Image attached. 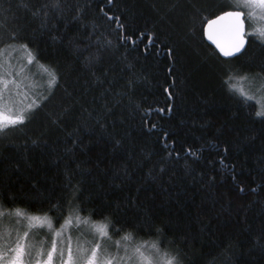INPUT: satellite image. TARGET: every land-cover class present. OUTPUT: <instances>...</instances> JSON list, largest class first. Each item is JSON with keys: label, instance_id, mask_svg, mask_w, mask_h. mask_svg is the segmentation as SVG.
<instances>
[{"label": "trees", "instance_id": "16d2710c", "mask_svg": "<svg viewBox=\"0 0 264 264\" xmlns=\"http://www.w3.org/2000/svg\"><path fill=\"white\" fill-rule=\"evenodd\" d=\"M53 2L0 0V109L27 115L0 133V211L264 264V116L229 86L264 78V40L224 59L205 38L236 2Z\"/></svg>", "mask_w": 264, "mask_h": 264}, {"label": "snow or ice", "instance_id": "6c2138e0", "mask_svg": "<svg viewBox=\"0 0 264 264\" xmlns=\"http://www.w3.org/2000/svg\"><path fill=\"white\" fill-rule=\"evenodd\" d=\"M252 5L264 9V0H247L245 7ZM52 8L54 10H59L60 0H54ZM243 16L244 12L242 10H229L216 15L212 19H207L206 21L207 28L209 29V39H215L220 52L226 57L232 56L234 53H238L244 48L246 37L245 23L244 19H242ZM223 32H226L229 37L226 43H222L219 39H216L217 35ZM259 38L264 40V30L260 31ZM129 39L131 38L129 37ZM22 47L26 48L27 45H22ZM31 60L32 58L30 57L29 63H31ZM45 71L48 72L50 77L47 83L49 87H51L56 83V73L54 70L47 68ZM248 78L247 74L237 77L240 81L247 80ZM228 79L232 80L233 76L229 75ZM229 86L232 89H237L236 84H230ZM239 91L242 95H246L242 85L239 87ZM28 108H32V104H29ZM161 111H163V109H161ZM256 115L264 116V111H257ZM26 119L27 115L23 111L15 114L0 110V133L4 132L6 128L22 124ZM13 211L18 217H25L28 220L29 227L34 226L32 225V221H39L40 224L43 225L46 220L47 227L50 230L52 229L51 220L47 216L42 220L40 216L26 214L19 208L13 209ZM65 223L71 224V221L67 220ZM60 234V231H55L54 237ZM100 234L102 237L108 236L105 229H101ZM28 236L29 232L25 230L22 235L17 236V239L12 245L0 247V264H54V256L58 251L55 238L47 251L44 250L43 246L36 248L35 259H33V246L26 242ZM124 239H131V234L126 233ZM116 243L119 244V242ZM150 249L151 251L146 253L141 246H134L131 248V251H129L128 246L125 245L124 255L122 257H114L108 252L106 247L102 248L101 244L97 242L90 248L78 244L74 252L71 237L69 236L66 250L64 247H61L58 257L60 264H114V262L115 264H184V258L179 251L169 250L162 252L155 242L150 245Z\"/></svg>", "mask_w": 264, "mask_h": 264}, {"label": "rangeland", "instance_id": "374dc122", "mask_svg": "<svg viewBox=\"0 0 264 264\" xmlns=\"http://www.w3.org/2000/svg\"><path fill=\"white\" fill-rule=\"evenodd\" d=\"M233 1L236 2L235 10H242L246 14L247 26L249 25L247 36H259L260 31L264 30V9L254 5L245 7L247 0ZM12 62L15 64L16 59ZM7 66L8 68H12L10 58L7 61ZM248 77L249 78L244 81L236 79V82L238 83L237 88L239 89V87L242 85L244 92L246 93L244 96L248 98L250 97L252 100H256L259 103L261 111H264V78L254 76ZM4 87H6V83ZM6 97L8 96L6 95ZM41 219L44 220L43 217H41ZM51 224V230L47 227L46 220L43 225H41L39 221H32V225L34 226L29 227L28 220L25 217H18L15 212L7 213L0 211V247H8L12 245L17 239V236L22 235L23 232L27 230L29 232V236L26 242L33 246V259H35L36 248L43 246L44 250L47 251L50 248L53 239L55 238L58 251L54 256V264H60L58 257L59 249L64 247L66 250L69 236L71 237V243L74 252L78 244L90 248L95 243L99 242L102 248L107 247L108 252L114 257H122L125 253L126 244L119 243L115 244L114 246L110 245L111 248L105 244L103 245V241H105L104 237L94 231V229H96V231L100 232L101 229H104L103 226L99 225L93 229L83 222H71V224H66L64 222V224H62L63 227H57L52 222ZM55 231H60L61 234L54 237ZM150 245L151 244L144 242L134 244L127 242L129 251H131V248L134 246H141L147 253L151 251Z\"/></svg>", "mask_w": 264, "mask_h": 264}, {"label": "water", "instance_id": "95a60500", "mask_svg": "<svg viewBox=\"0 0 264 264\" xmlns=\"http://www.w3.org/2000/svg\"><path fill=\"white\" fill-rule=\"evenodd\" d=\"M221 14V13H220ZM242 19H244V23H245V37H246V43L244 45V48L241 49L240 52L238 53H234L232 56H224L222 52H220L219 48L217 47V44L215 42V39H209V29L207 28V25L205 27V38L207 40L208 43H210L219 53V55L224 58V59H230V58H234L236 56H239L240 54H242V52L245 50L247 44H248V37H247V22H246V16L244 13V16L242 17ZM216 39H219L222 43H226L229 39L228 35L226 32L220 33L219 35H217Z\"/></svg>", "mask_w": 264, "mask_h": 264}]
</instances>
